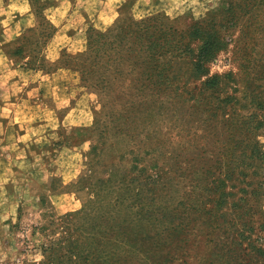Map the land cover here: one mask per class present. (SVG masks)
Returning <instances> with one entry per match:
<instances>
[{"label":"rangeland","instance_id":"obj_1","mask_svg":"<svg viewBox=\"0 0 264 264\" xmlns=\"http://www.w3.org/2000/svg\"><path fill=\"white\" fill-rule=\"evenodd\" d=\"M16 1L0 0V7ZM49 3L35 0V11L22 18L19 38L5 50L28 70L26 94L63 120L46 133L44 147L27 158L15 155L6 172L0 168V264H37L46 257L65 262L71 238L97 246L98 225L129 229L134 224L144 237L135 246L141 252L134 243H117L112 263L170 264L172 258L174 264H264V256L235 248L233 211L222 208L220 218L207 221L201 208L204 170L211 164L201 147L215 156L230 138L231 121L259 107L264 112V0H186L172 16L164 10L136 13L125 6L108 25L93 21L84 27L85 48L78 56L64 53L51 40L66 15L53 17ZM146 17L158 19L157 35L171 26L175 40L194 50L202 40L191 31L221 36L222 48L208 67L210 75L230 73L222 78L223 91L193 90L199 83L188 74L191 60L185 58L173 67L191 92L137 96L130 78L112 71L122 34L108 30ZM102 79L108 80L106 88ZM102 91L108 94L103 101ZM225 94L238 97L236 106L213 111ZM260 132L264 145V129ZM150 174L157 179L154 186L147 184ZM151 197L162 204L155 212L159 222H136L135 213ZM262 217L256 214L255 227ZM169 218L182 227L164 231ZM52 240L60 249L42 255V245Z\"/></svg>","mask_w":264,"mask_h":264},{"label":"trees","instance_id":"obj_2","mask_svg":"<svg viewBox=\"0 0 264 264\" xmlns=\"http://www.w3.org/2000/svg\"><path fill=\"white\" fill-rule=\"evenodd\" d=\"M157 21L156 17H146L140 20L128 19L109 28V32L118 31L122 34L119 43L120 49L114 52L112 71L121 73L125 79L130 78L129 82L136 89L137 96L157 93L166 94L164 96L168 98L170 95L167 93L176 94L180 90L189 92L190 88L187 90L186 86L189 87L190 84L180 82L181 71H175L173 64L180 59L190 58L188 74L192 77V81L199 83L192 87L193 90H198L201 94L202 92L215 94L222 92V78L230 76V73L210 75L208 67L209 62L222 48L221 36L216 33L213 35L209 30L204 29L191 31L190 35L192 34L196 38L200 37L202 40V43L194 50L189 43L175 40V29L171 26L159 29L157 35ZM18 49L23 52L22 47ZM81 54L82 52L78 55ZM106 71L109 72L110 67ZM102 83L106 88L108 80H100L101 86ZM123 86L129 89L128 84L124 83ZM99 95L103 101L108 94L102 91ZM220 102L221 106L215 104L212 108L213 111L230 106L235 107L238 97L225 94L220 98ZM252 103H254L253 100ZM105 106L104 101L102 107ZM256 106L259 107V104L257 103ZM257 109L260 112L263 111L261 107ZM259 111L245 113L237 116L234 120L232 119L231 123L233 124H229L230 138L215 156L212 151L208 152L205 146L201 147V153L207 155L211 161V164L204 170L203 188L206 196L201 208L207 216V221L211 217L215 218L214 220L220 218V215L217 216V214L221 212L222 208H229L233 211L235 248L237 250L249 248L256 255L264 256V222L258 223L259 228L254 226L256 214L258 217L264 216V145L260 139L262 137L260 131L264 129V112L260 113ZM224 116L228 117L229 114L225 113ZM228 121L230 123V119ZM147 178L148 185L156 184L157 179L151 174ZM150 190L153 194L154 189ZM157 200V197H151L142 209H138L135 213V221L140 222L149 218L159 222V219L155 218V212L160 209L162 204ZM253 202L257 203V213L256 205ZM86 213L87 211L82 209L80 214L86 215ZM163 216L167 218L166 215ZM237 223L242 226L237 227ZM138 225L134 224V227ZM163 225H160L159 228ZM98 227H100L98 232L101 233V239L97 240V246L88 242L81 244L73 237V240L72 238L69 240L73 244L71 251H68V255L66 252L64 254V257L67 256L65 262L46 257V260L37 264H79L80 260L84 264H114L110 255L111 252L116 253L113 246L117 247V243L130 246L128 242H131L135 244L133 247L137 251L139 250L135 247L138 244L137 240L144 238L139 237L142 234L139 226L136 229H133L132 226L126 229L117 227V225H107L106 227L98 225ZM181 227L179 221L174 222L170 219V225H164L161 228L164 231L170 228L176 232L177 228ZM57 241L52 240L48 245H42V255L50 252L55 253V250L60 249ZM257 241H261L260 244ZM139 251L141 252V250ZM169 263L174 264V260L171 258Z\"/></svg>","mask_w":264,"mask_h":264},{"label":"crops","instance_id":"obj_3","mask_svg":"<svg viewBox=\"0 0 264 264\" xmlns=\"http://www.w3.org/2000/svg\"><path fill=\"white\" fill-rule=\"evenodd\" d=\"M41 1L50 2L53 17L66 15L55 28L51 40L64 53L75 56L85 48L84 27L91 22L99 21L108 25L125 6L136 13L164 10L167 15H177L186 0ZM67 10L71 11L67 13ZM34 11L35 0L8 2L4 8L0 7V168L5 169V172L7 165H14L9 160H14L15 155L20 153L18 158H27L36 147H44L48 143L46 133L58 128L63 120L62 116L42 105L39 99L33 100L26 94L29 87L28 70L15 60V56L10 58L6 54L5 46L16 41L24 28L22 18ZM51 13L48 15L50 18Z\"/></svg>","mask_w":264,"mask_h":264}]
</instances>
